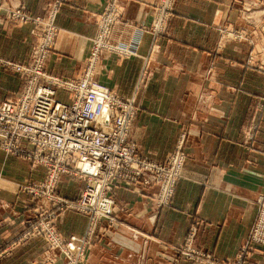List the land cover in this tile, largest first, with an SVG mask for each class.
I'll return each mask as SVG.
<instances>
[{"label":"crops","instance_id":"obj_1","mask_svg":"<svg viewBox=\"0 0 264 264\" xmlns=\"http://www.w3.org/2000/svg\"><path fill=\"white\" fill-rule=\"evenodd\" d=\"M57 1L0 0V60L26 61L34 32L52 12L58 34L50 73L80 77L106 0ZM254 1L178 0L167 32L156 36L159 0H118L123 21L114 39L134 44L137 53L105 55L96 79L135 99L139 111L130 139L140 155L165 161L184 139L187 161L170 205L155 201L157 187L123 184L115 190L116 224L100 226L88 264H175L192 229L196 251L221 259L219 264L237 260L264 188V0L251 10ZM20 9L29 21L13 16ZM237 31L247 32V39H237ZM12 90L11 73L0 71V97ZM31 167L0 151V264H65L57 252L59 258L50 260L37 239L10 247L34 216L36 206L19 188L42 179V171ZM85 186L64 176L59 193L74 201ZM87 219L64 213L55 226L66 237L82 235ZM242 263L264 264L262 250L250 247Z\"/></svg>","mask_w":264,"mask_h":264},{"label":"built area","instance_id":"obj_2","mask_svg":"<svg viewBox=\"0 0 264 264\" xmlns=\"http://www.w3.org/2000/svg\"><path fill=\"white\" fill-rule=\"evenodd\" d=\"M177 1H159L158 17L152 26L154 35L166 33ZM120 12L118 0H108L104 5L81 78L52 77L46 81L53 87L39 84L16 100L0 103V149L6 155L28 160L34 170L42 171L41 183L32 185L36 191L42 190L49 202L90 213V237L98 223H116L115 190L123 184L135 189L157 187L156 201L160 206L170 205L187 161L184 139L163 162L142 157L130 139L139 111L135 99L122 97L95 79L104 55L133 54L128 45L113 42L116 27L123 21ZM14 17L30 20L22 13ZM53 31L57 32L54 25ZM41 74L38 72L35 79ZM62 95L67 99H62ZM64 176L85 181V191L77 205L58 192ZM256 203V221L235 264H243L244 255L252 246L259 247L264 255V188ZM48 232L57 241L55 228ZM195 236L196 229H192L180 253L199 264H219L194 249ZM77 241L72 237L67 245L70 261L83 254Z\"/></svg>","mask_w":264,"mask_h":264},{"label":"rangeland","instance_id":"obj_3","mask_svg":"<svg viewBox=\"0 0 264 264\" xmlns=\"http://www.w3.org/2000/svg\"><path fill=\"white\" fill-rule=\"evenodd\" d=\"M107 1L108 0H106L104 2V5L107 3ZM260 6H261L260 0L254 1L251 3V10H255ZM53 9L56 10V8H52V10ZM21 11H22L21 9L18 10L17 12H15L13 14V16L20 14ZM50 11H51V9H50ZM50 11H49V13H50ZM101 13H100V15H101ZM120 13L122 14V12H120ZM122 17H123V14H122ZM45 20H46V22H45L44 28L41 29L39 31V33L34 32L35 39L32 40V42H31L29 57L26 61H24L23 63H16V62L5 63L3 60H0L1 61L0 62V71H3V70L9 71L12 75V78H13V90L10 92L9 95H7L5 97L1 96L0 97V103L4 102L6 100H16L22 94L23 95H24V93L26 94L28 88L31 87L34 89L35 86L39 85V84L45 85L47 87H53V85L50 84L49 82H47L46 80L51 81L52 77H56L50 73V69H49L50 64L49 63H50V56H51V53H52V50L54 47V40H55L58 32L53 31V25L55 26V28H56V25L54 24L55 19H54V15L52 12H51L49 18H47ZM35 22L41 23V19L37 18L35 20ZM98 22H99V20H97L96 32L98 31ZM235 36L237 39H244V38L247 39L248 34H247V32H244V31H237L235 33ZM253 40H255L254 35H253ZM113 42L118 43L115 39H113ZM128 47H130L131 52L133 51V54L130 55L129 57L136 55V53H137L136 52V50H137L136 46L134 44H130ZM262 51H263L262 53L261 52H259V53L264 55V49ZM89 53L90 52H88L87 57H89ZM108 55L109 56L122 57V56H118V55H110V54H108ZM129 57H123V58H129ZM261 64L262 65L260 67H262L264 65V63H261ZM85 68L86 67L84 65L82 73H81L79 78L82 77V75L85 71ZM38 72H41L42 74L36 80L35 77H36ZM97 72H98V69L96 71V74H97ZM40 78H42V79H40ZM62 79H66V78H62ZM95 79H96V75H95ZM97 82L100 83L98 80H97ZM100 84H102V83H100ZM30 92H32V91H30ZM32 97H35V93L32 95ZM61 98L67 99V97L65 95L64 96L62 95ZM179 145H178V147H179ZM0 151L5 153L1 149H0ZM174 152L169 156H172L174 154ZM7 156H10V155H7ZM14 157H17V156L14 155ZM142 157L150 159L149 157H145V156H142ZM17 158H19V157H17ZM23 160H26V159H23ZM26 161H28V160H26ZM152 161H155V160H152ZM32 170H34V169L32 168ZM38 182H40V181H34V182L32 181L31 183H24L22 185H19V188H21L24 195H26L30 199V201L33 202L32 204L35 205L36 207L33 210L34 216H33L32 220L28 223V227H27L28 229H26L17 239H15L12 242V245H10V247L18 248V247H21L24 243L30 241V239H37V240L43 242L42 247H45V249L47 251L46 253L48 254V256H49L48 258H50V260L59 258V257H57V253H59V255L62 256L60 258L63 261H65V264H88L89 258H90V255H89L90 250H91V248H94L96 243H98L100 240L99 228L102 224L108 223V222L98 223L96 228L93 230V235L90 237L89 236V234H90L89 230L91 227V225H90L91 224L90 213L83 212V211L77 210V209L68 210L62 204H58L56 202H49L46 198H44V195H43L44 192L40 189L38 191H36V188H34L35 185H32V183H38ZM31 189H34V190L32 191ZM84 191H85V189L83 190V192ZM83 192L81 193V195L83 194ZM81 195H80V197L77 198V200H74V201H70L68 199H66V200L69 203H73V204L77 205L81 200ZM155 201H156V199H155ZM156 202L159 205V202L158 201H156ZM116 203H117V200H116ZM117 205H118V203H117ZM64 213H66V214L67 213H78V214L87 215V217H88L87 225H86V229L82 235H76V236L71 235V236L66 237L64 235V233H62L61 231H59L56 228L55 220L58 219L59 217H61L62 214H64ZM115 217L117 219L116 209H115ZM109 225L114 226L112 224H109ZM52 228L53 229L55 228V231H56L55 235H56L57 241H54L52 236L48 232L49 230L51 231ZM72 237L77 238V240H78L76 242L77 247L82 248V252H83V254L76 257V259L74 261H70L68 258V255L66 253L67 252V250H66L67 245L71 241ZM63 251H65V252H63ZM52 255H55V256H52ZM208 256H210V255H208ZM210 257L212 258V256H210ZM238 257H239V255H238ZM238 257H237V260H238ZM44 259H46V258L44 257ZM180 259L186 260V261L191 262V263L193 262V264H199L198 262L196 263L194 261H190V260L186 259L184 257V255L181 253L179 255H177L176 258H173L175 264H177ZM220 260L221 259H219V261ZM237 260H235L233 263L235 264ZM40 263H42V260H40V259L39 260L37 259L33 262V264H40Z\"/></svg>","mask_w":264,"mask_h":264},{"label":"bare ground","instance_id":"obj_4","mask_svg":"<svg viewBox=\"0 0 264 264\" xmlns=\"http://www.w3.org/2000/svg\"><path fill=\"white\" fill-rule=\"evenodd\" d=\"M159 1H160V0H159ZM158 4H159V2H158ZM158 4H157V5H158ZM156 9H157V6H156ZM156 12H157L156 15H157V17H158V10H156ZM62 179H63V177H62Z\"/></svg>","mask_w":264,"mask_h":264}]
</instances>
